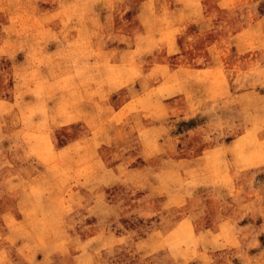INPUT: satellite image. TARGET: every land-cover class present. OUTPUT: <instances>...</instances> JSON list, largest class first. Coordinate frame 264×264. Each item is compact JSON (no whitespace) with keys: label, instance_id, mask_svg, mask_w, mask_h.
I'll list each match as a JSON object with an SVG mask.
<instances>
[{"label":"rangeland","instance_id":"374dc122","mask_svg":"<svg viewBox=\"0 0 264 264\" xmlns=\"http://www.w3.org/2000/svg\"><path fill=\"white\" fill-rule=\"evenodd\" d=\"M0 264H264V0H0Z\"/></svg>","mask_w":264,"mask_h":264}]
</instances>
